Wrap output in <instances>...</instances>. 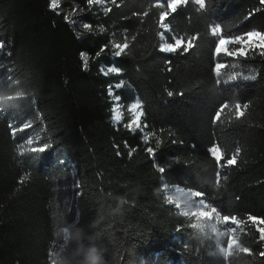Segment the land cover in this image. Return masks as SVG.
<instances>
[{
    "label": "trees",
    "instance_id": "16d2710c",
    "mask_svg": "<svg viewBox=\"0 0 264 264\" xmlns=\"http://www.w3.org/2000/svg\"><path fill=\"white\" fill-rule=\"evenodd\" d=\"M127 2L121 9L109 5L113 13L105 17L100 6L89 12L84 0L65 1L60 15L49 10V0H0V39L13 53L4 59L19 79L8 88L0 85V264H97V257L104 264H226L216 237L195 234L187 227L189 219L165 202L164 183L204 190L229 215L264 216V56L250 53L234 69L257 77L241 82L238 93L242 102H251L246 118L229 122L225 114L224 125L214 128L211 118L220 93L211 72L213 41L206 35L210 19L231 33L264 29V10L245 19L264 6L259 0H213L210 17L191 5L181 10L172 19L173 31L186 37L199 32L202 39L187 55L167 57L172 60L167 72L156 51L159 10L152 9L143 22L124 20L132 11L147 9L151 0ZM73 7L84 9L82 23H93V31L79 39L63 18ZM125 27L137 35L129 52L115 61L109 47L97 57L110 39L122 41ZM81 52L88 54L87 70ZM111 63L123 68L122 76L100 73ZM121 79L124 87L115 92L123 98L126 115L115 126L107 89ZM168 90L184 95L169 98ZM136 98L147 113L145 131L156 133L148 145L139 132L123 127ZM27 120L33 128L14 139L9 122L19 127ZM214 132L225 144L242 148L219 189L206 151ZM28 135L52 145L34 164L16 151ZM157 138L163 143L154 161L144 148L155 147ZM172 138L178 143L172 144ZM126 141L138 146L131 158ZM176 156L179 162H173ZM154 163L169 165L163 179ZM249 231L253 235L244 239L256 255H241L232 264H264L255 230Z\"/></svg>",
    "mask_w": 264,
    "mask_h": 264
},
{
    "label": "snow or ice",
    "instance_id": "6c2138e0",
    "mask_svg": "<svg viewBox=\"0 0 264 264\" xmlns=\"http://www.w3.org/2000/svg\"><path fill=\"white\" fill-rule=\"evenodd\" d=\"M88 6V11L91 12L93 6H100L103 10V15L108 17L110 13H113L114 5L116 9L128 7L127 0H84ZM260 5L264 6V0H259ZM194 6L197 13L204 16H211V9L213 6V0H151L148 8L143 11H132L131 16L124 15L121 18L124 20H130L131 18H137L143 22L144 18L148 17L152 9H158V18L155 21L156 37L158 38V47L156 51L162 54V58L168 67L165 69L167 72H171L172 60L167 58L174 55H187L193 49L199 47V41L202 39L201 33L196 32L192 35H177L173 31L172 19L175 18L181 10H186L189 6ZM49 10L60 15L59 9L67 7L62 5L61 0H49ZM264 8H257L249 12L245 19H251L256 12L262 11ZM83 8H72V12H83ZM64 21L66 23L75 24L76 20L72 18L70 14L64 15ZM80 20H84V16L80 17ZM83 29L86 33L93 31V23L84 22L82 24ZM106 28L103 24H99V32L104 33ZM122 41L110 39L107 43L101 46L100 50L96 52V56L99 57L101 53H104L111 48L112 56L115 61L125 56L130 48L133 46V42L137 40V35H130L128 27L124 28ZM207 37L211 38L213 45L210 51V57L212 61L211 72L214 77V89L220 93L217 98V106L211 118V125L215 128L216 126H223L225 121L223 117L227 114L229 122H242L246 118L247 110L250 106V101L242 102L239 98V90L242 87L243 81H255L257 79L255 74H245L243 71H235L241 66L243 60L248 59L250 53H258L260 56H264V29L252 28L239 33H231L225 31L220 23L212 22L211 19L207 24ZM81 36L77 33V38ZM13 55L11 50H6V43L3 39H0V70H6L5 75L0 77V85L8 88L13 82H18V77L15 76L13 67H8L5 57L11 58ZM81 60L83 61V67L87 70L88 65V54L86 52L80 53ZM236 61L229 64L228 61ZM100 73L107 77L109 74L115 76L123 75V68L117 66V63L109 64L106 69L101 66L99 69ZM171 82V81H170ZM124 87V80H120L118 83L108 85V96L110 98L111 108V120L115 126H120L124 120L122 113V96L117 95L115 90L122 89ZM174 95L183 96V92L174 93L171 90L167 91L169 98ZM35 104V101H31ZM3 110L0 109V112ZM127 111L131 114L130 119L127 123L123 124L129 132L141 134V142L144 145L149 144L150 137L156 136L155 132L145 131L149 129V125L145 122L147 113L144 110V103L140 98H136L131 102ZM9 129L11 135L15 139L17 132H26L28 129L33 128L31 120L25 121L19 127L15 126L13 122H9ZM164 130L160 129L162 133ZM169 137H172V133L169 132ZM216 137V133H213ZM172 144H177V140L172 138L170 141ZM162 141L157 138L156 146H147L144 151L154 161L156 160L157 149L162 145ZM183 145V141H179ZM36 145V146H33ZM52 145L47 142L40 143V137L28 135L25 139L21 137V142L16 145L17 155L19 157L26 158L29 162H36L41 153L47 151ZM119 149V145H116ZM125 148H129L128 156L132 157L133 153L137 151V147H130L126 141L124 144ZM193 147H195L193 145ZM207 156L213 163L214 168V187L219 189L222 186V182L228 180V176L225 174L228 169L235 168L238 164V158L241 155L242 148L238 144L229 146L223 142L221 137H216L212 140L206 149ZM121 153L117 151L119 156ZM179 156L173 158V162H179ZM64 160H60L59 164L63 165ZM159 173L163 174L166 172V168L169 165H162L154 163ZM24 179H27L25 175ZM23 183V180L20 181ZM176 194H168L165 196V202L168 205H174L175 208L180 209V214L189 219L187 225L188 228L192 229L195 234H200L205 237L208 236V229L212 233L222 237V240L216 243L219 254L222 256L226 264H232V260L240 257L241 255L254 256L256 253L253 249L248 246L244 237L252 236L253 233L249 229L255 230V243L261 245L262 250L259 251L258 255L264 258V216H256L251 213L245 214L242 218L237 214H226L220 207L215 203L210 202L208 194L204 190L180 185H175ZM162 191L168 193L170 191L169 185L164 183ZM238 199V197H237ZM192 201L195 207H182L183 203ZM197 212L205 214L204 217L198 219ZM184 225L177 227V231H181ZM230 240H235V244L230 248ZM51 254L48 253V256Z\"/></svg>",
    "mask_w": 264,
    "mask_h": 264
},
{
    "label": "rangeland",
    "instance_id": "374dc122",
    "mask_svg": "<svg viewBox=\"0 0 264 264\" xmlns=\"http://www.w3.org/2000/svg\"><path fill=\"white\" fill-rule=\"evenodd\" d=\"M65 1H67V0H61V4L64 5V2H65ZM76 8H77V7H76ZM64 9H65V7L62 8V9H59V11H62V10H64ZM67 14H70V15L72 16V18L76 20V23H75V24H72V25L74 26L75 31H76L77 33H80L81 36H82V35L84 34L85 30H84L83 27H82V24H83V23L81 22L80 17H79L80 14H81V12L73 13L72 10H68ZM87 59H88V57H87ZM102 66H104L105 69H106V67H107L108 65H102ZM122 113H123V116L126 115V113L124 112V106H123V103H122ZM127 115L130 117L131 114L128 112ZM122 122H123V121H122ZM169 188H170V191H169L168 193L163 192V194H164L165 196L168 195V194H176V192H175V187H174V186H169ZM185 190H187V189H185ZM173 206H174V205H173ZM174 207H175V206H174ZM182 207H184V208L195 207V205H194V203H193L192 201H188L187 203H183ZM176 210H177L178 213L180 214V209H177V208H176ZM208 234H211V235L215 236L218 242L222 240V237H220V236H218V235L212 233L210 229H208Z\"/></svg>",
    "mask_w": 264,
    "mask_h": 264
},
{
    "label": "clouds",
    "instance_id": "9594fccd",
    "mask_svg": "<svg viewBox=\"0 0 264 264\" xmlns=\"http://www.w3.org/2000/svg\"><path fill=\"white\" fill-rule=\"evenodd\" d=\"M196 214L198 219H201L202 217L205 216V214L202 212H197ZM234 244H235V240H230L229 247L231 248ZM96 260H97V264H104L103 257H97Z\"/></svg>",
    "mask_w": 264,
    "mask_h": 264
}]
</instances>
